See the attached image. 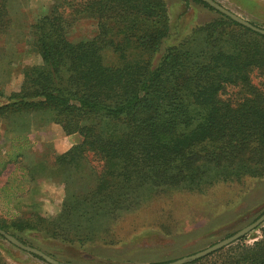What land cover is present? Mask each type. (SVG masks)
Returning <instances> with one entry per match:
<instances>
[{"label": "trees", "instance_id": "trees-1", "mask_svg": "<svg viewBox=\"0 0 264 264\" xmlns=\"http://www.w3.org/2000/svg\"><path fill=\"white\" fill-rule=\"evenodd\" d=\"M183 1L218 16L177 39L184 27L173 26L165 0H57L29 30L40 62L19 65L23 81L10 95L14 63L5 66L0 49V118L45 114L66 135L82 137L27 169L29 181L64 186L58 214L0 217V229L70 264L27 235L80 249L112 245L126 229L118 224L149 199L264 178V79H252L256 71L264 77V34L203 0ZM9 2L0 0V36L13 30ZM82 18L93 19L96 32L72 40ZM229 87L236 91L225 98ZM259 229L251 245L243 237L187 264H264ZM0 264H9L1 251Z\"/></svg>", "mask_w": 264, "mask_h": 264}, {"label": "rangeland", "instance_id": "rangeland-1", "mask_svg": "<svg viewBox=\"0 0 264 264\" xmlns=\"http://www.w3.org/2000/svg\"><path fill=\"white\" fill-rule=\"evenodd\" d=\"M165 1L173 26L184 27L177 39L218 16L216 11L200 3L191 2L188 6L183 0ZM214 1L264 29V0ZM56 3L57 0H10L13 30L10 37L0 36L3 64L14 63L5 85L6 94L20 88L23 75L19 65L40 62L31 46L29 30L32 24L50 14ZM95 32L96 22L82 18L73 24L69 36L76 41L91 38ZM177 39L172 38L170 43ZM252 79L261 84L264 77L256 71ZM235 91L229 87L224 97H231ZM24 119L0 118V217L20 219L33 213L54 216L61 209L64 186L51 178L29 181L27 169L39 161L52 162L56 153L68 150L74 141L67 139L69 135L45 114L28 115ZM75 135L82 140L79 134ZM263 212L264 178H255L237 184H219L201 195L175 191L149 199L118 224L117 230L123 225L126 229L121 228L120 242L112 245L96 243L80 249L48 240L42 233L32 232L27 237L60 260L68 259L70 264L170 263L234 234ZM260 237L258 227L245 236L243 243L251 245ZM0 251L9 264H49L1 236Z\"/></svg>", "mask_w": 264, "mask_h": 264}, {"label": "water", "instance_id": "water-1", "mask_svg": "<svg viewBox=\"0 0 264 264\" xmlns=\"http://www.w3.org/2000/svg\"><path fill=\"white\" fill-rule=\"evenodd\" d=\"M203 1L207 2L210 6L214 7L217 11L225 14L226 16L237 21L238 23H240V24H242V25L258 32V33L264 34L263 28H260L256 25L252 24L250 21L243 19L242 17L233 13L229 9L223 7L222 5L217 3L216 1H214V0H203ZM263 223H264V213L262 215H260L257 219H255L254 221H252L251 223H249L248 225L243 227L242 229H240L237 232H235L234 234L224 238L223 240H220L217 243L207 247L206 249H203V250L196 252L192 255H189V256L177 259L175 261H172L169 264H185L187 262H191V261L206 257V256L210 255L211 253H214L218 250H221V249L228 247L231 244L239 241L241 238L247 236L249 233H251L252 231L257 229L258 227H260ZM0 235H2L5 239H7L14 246H16V247H18V248H20V249H22V250H24L30 254L37 255L38 257L42 258L44 261H46L49 264H64V263L59 262L57 259L51 257L50 255L46 254L42 250H40L36 247L30 246V245L24 244L17 237L6 232L3 229H0Z\"/></svg>", "mask_w": 264, "mask_h": 264}, {"label": "crops", "instance_id": "crops-1", "mask_svg": "<svg viewBox=\"0 0 264 264\" xmlns=\"http://www.w3.org/2000/svg\"><path fill=\"white\" fill-rule=\"evenodd\" d=\"M66 138H67V139H71V138H72V140L74 141L73 145H74V144H77V143L80 142L79 139L76 137L75 134H73V135H69V136H66ZM67 139H66V140H67ZM73 145H72V146H73Z\"/></svg>", "mask_w": 264, "mask_h": 264}]
</instances>
